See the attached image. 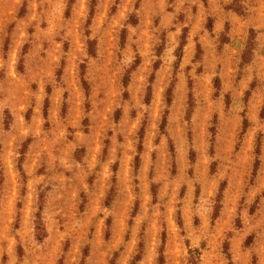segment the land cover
I'll return each mask as SVG.
<instances>
[{"label":"rangeland","instance_id":"rangeland-1","mask_svg":"<svg viewBox=\"0 0 264 264\" xmlns=\"http://www.w3.org/2000/svg\"><path fill=\"white\" fill-rule=\"evenodd\" d=\"M0 264H264V0H0Z\"/></svg>","mask_w":264,"mask_h":264}]
</instances>
